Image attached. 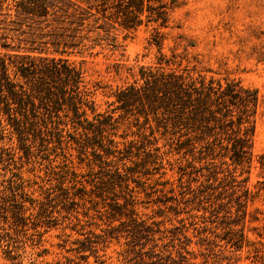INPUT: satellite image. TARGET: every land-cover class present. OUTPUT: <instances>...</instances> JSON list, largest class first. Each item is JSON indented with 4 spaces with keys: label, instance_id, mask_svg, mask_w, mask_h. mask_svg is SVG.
<instances>
[{
    "label": "trees",
    "instance_id": "1",
    "mask_svg": "<svg viewBox=\"0 0 264 264\" xmlns=\"http://www.w3.org/2000/svg\"><path fill=\"white\" fill-rule=\"evenodd\" d=\"M175 2L85 0L84 7L69 0H0V48L5 51L0 54V138L17 139L28 153L34 143H39L40 151L76 153L78 167L64 165L60 177L61 184L73 182L71 187H60L62 202L69 208L76 196L110 199L112 222L119 223L110 225L106 234L120 244L117 264H199L200 256L201 264H207L213 243L201 239L196 244L206 245L207 252L190 250L192 240L183 219L175 225L173 216L177 220L181 203L213 196L211 180L220 172L230 175V184H238L235 173H249L255 158L257 89L235 78L208 75L209 69L182 66L186 54L167 58L161 53L164 34L160 29L167 27ZM49 19L46 27L54 28L44 33L48 40L20 38L26 33L24 25ZM91 21L87 34L109 32L113 22L124 30L157 24L151 43L161 53L157 66H141L133 82L113 92V107L104 112L98 111L94 100L100 86L91 89L86 82L84 60L70 59L71 54L91 50L101 39L98 33L94 38L82 35L84 24ZM7 31L19 34V45L8 42ZM23 41L30 45L22 46ZM260 157L264 169V156ZM164 161L171 170L178 169L181 199L170 187L148 214L140 207L148 209L152 201L138 198L139 191L131 183L147 194L148 181L158 174L159 183L166 175ZM82 165L85 174L76 170ZM196 172L204 177L202 181L192 178L201 182L198 191L183 181ZM168 183L161 180L159 184ZM77 184H81L80 195L70 192ZM190 193L193 198L185 199ZM243 194L248 197L249 190L244 188ZM52 202L35 199L21 178L0 181V250L9 261L5 264H27L23 261L26 244L40 242L34 238L42 235L41 227L49 226ZM237 206L221 236L235 250L241 249L246 238V208L242 200ZM217 214L213 208L211 215L216 218Z\"/></svg>",
    "mask_w": 264,
    "mask_h": 264
},
{
    "label": "rangeland",
    "instance_id": "2",
    "mask_svg": "<svg viewBox=\"0 0 264 264\" xmlns=\"http://www.w3.org/2000/svg\"><path fill=\"white\" fill-rule=\"evenodd\" d=\"M69 1L86 6L85 0ZM48 23H51L50 19L42 23L33 22L31 26L24 25L26 33L20 38L48 40L50 37L43 35L54 28L46 27ZM92 23L84 24L82 35L94 38L98 33L101 39L91 50L82 55L71 54L70 59L77 62L84 60L88 87L94 89L95 84L100 86L94 94L100 112L113 107L110 105L114 100L113 92L133 82L141 66H157L161 53L167 58H171L173 53L186 54L182 66H196V70L200 71L209 69L208 75L235 78L244 86L257 89L259 103L253 138L255 158L250 172H236V185L233 182L230 184V175H224L226 172L218 173L217 179L211 180L213 196L207 199L204 195L201 200L181 203L182 212L177 220L173 216L172 223L179 225L178 219H183L186 235L192 240L189 248L195 253L207 252L206 245L196 244L201 239L208 238L213 243L207 264H264V169L260 167L263 160L260 156H264V0H176L167 27L160 29L164 34L161 53L155 44H151L157 26L155 23H143L136 30H124L113 22L110 27L114 28H109V32L96 30L87 34L86 30L91 29ZM7 33L10 35L8 42L19 45L20 41L16 38L19 34ZM87 42L91 45V41ZM25 43L23 41L21 45H30ZM4 52L0 48V54ZM34 144L32 153H28L17 139L0 138V181L21 178L26 191L35 199L40 202L53 200L49 226L40 228L43 232L40 237L35 235L34 240H39V243L33 245L27 242L23 261L27 264H117L120 244L106 234L110 225L119 223L112 222L110 199L90 200L88 195L85 198L76 196L67 208L62 202L64 192L60 187H71L73 182L61 184L60 177L64 165L78 167L76 153L73 151L70 155V152L60 149L40 151L39 143ZM173 159L170 158V161L173 162ZM164 163L166 175L159 179L169 180L168 184L156 182L157 174L148 181L151 187L147 186L146 194L136 183H131V188L139 191L136 193L138 198L152 201L148 209L140 207L145 213L151 214V209L158 207L153 202L164 198L170 187L175 188L176 196L181 199L179 192L183 189L178 186V169L171 170L168 161ZM76 170L86 172L83 165ZM246 177L247 181H241ZM192 178L202 181L204 177L200 172L184 176V184L190 183L192 189L198 191L201 182L192 181ZM80 186L77 184L70 192L80 195L77 189ZM244 188L249 190L248 197L243 194ZM87 189L90 190V187L87 186ZM192 198V193L185 197ZM239 200L246 208V238L241 249L235 250L221 236L229 225L227 223L233 220ZM213 208L218 211L216 218L211 215ZM156 219L161 220L162 217ZM29 233L33 231L29 230ZM202 261V256L196 260L199 264ZM5 263L9 261L0 250V264Z\"/></svg>",
    "mask_w": 264,
    "mask_h": 264
}]
</instances>
